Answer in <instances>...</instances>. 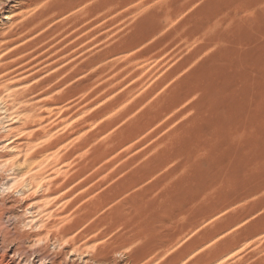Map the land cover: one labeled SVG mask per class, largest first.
Masks as SVG:
<instances>
[{"label": "rangeland", "instance_id": "374dc122", "mask_svg": "<svg viewBox=\"0 0 264 264\" xmlns=\"http://www.w3.org/2000/svg\"><path fill=\"white\" fill-rule=\"evenodd\" d=\"M50 8L0 81V228L88 217L59 243L27 239V259L0 241L5 262L264 264V0Z\"/></svg>", "mask_w": 264, "mask_h": 264}, {"label": "bare ground", "instance_id": "6f19581e", "mask_svg": "<svg viewBox=\"0 0 264 264\" xmlns=\"http://www.w3.org/2000/svg\"><path fill=\"white\" fill-rule=\"evenodd\" d=\"M44 0H0V81H7L9 79L12 78L13 74L15 73L14 69H12L13 67H17L19 69H23L25 66L24 64H22L21 61V56H19L18 58H13L17 55H20L25 49L26 46L23 45V41L25 38V34H32L34 32H36L40 27L45 26L46 24L49 23V21L52 19V17L54 16V13L51 12V8L55 3L56 0H48L49 2V10L47 12H45V15H36L34 14L33 16H31L30 18H26V12L23 13L21 12V9H24L27 6H32V5H38L39 3H41ZM33 12V11H32ZM76 12V11H75ZM5 15H7L6 18ZM29 15V14H28ZM6 19V22L5 20ZM30 40V39H29ZM26 42V41H25ZM28 42V41H27ZM13 46V48H11ZM12 69V70H11ZM14 70V71H13ZM10 82V81H9ZM11 83H5V85L3 86V91L5 93H9V89L11 88ZM35 88H33L34 90ZM4 92L0 91V95ZM12 93V92H11ZM10 93V94H11ZM14 95L12 96H17V98L20 100L22 99L21 96L24 94H21V96L19 95V91H15L13 92ZM4 95V94H3ZM19 95V97H18ZM2 96V95H1ZM0 96V97H1ZM47 97V96H46ZM17 101V100H16ZM51 104V102H49ZM54 104V103H53ZM47 137V136H46ZM52 145V143H51ZM50 146V145H49ZM52 147V146H51ZM15 148V147H14ZM41 151V150H40ZM14 153V152H13ZM16 154V153H15ZM18 154V153H17ZM16 154V155H17ZM38 154V153H37ZM37 154H33L32 156H29V158L31 157H37ZM28 160V159H27ZM28 165V164H26ZM24 167V166H23ZM25 169V168H24ZM27 169V168H26ZM22 172V171H21ZM23 173V172H22ZM21 173V174H22ZM54 180V179H53ZM54 183V182H53ZM31 184V182L29 183ZM34 184V182H33ZM52 185V183H51ZM55 185V184H54ZM52 185V186H54ZM49 188V192L47 193V197L50 199L53 197V195H55L59 189L52 187ZM62 194V193H61ZM101 195V194H100ZM43 196V195H42ZM46 197V196H44ZM46 197V198H47ZM97 198V197H96ZM46 201V199H45ZM42 204V203H41ZM43 205V204H42ZM76 207V206H75ZM43 208V207H42ZM45 208V207H44ZM48 208V206H47ZM50 208V207H49ZM3 209L2 207H0V225L3 224L2 222V218H3ZM51 209V208H50ZM55 209V208H54ZM99 210V208H98ZM121 210V209H120ZM48 211V210H47ZM50 211V210H49ZM53 212V211H52ZM51 211L49 212L50 215H53L54 213H52ZM42 213V212H41ZM76 216V222L73 225L70 226H62L59 228H57L59 222L55 221V222H51L48 223V226L45 227V229L40 230V232L35 233L34 235L32 234L31 237L29 236H25L23 234H20V232H8V230H4L3 228H0V241H2V245H3V249H5V242L6 240H12L13 242L16 243V247L13 250L14 254L22 256H25V254H27L28 252L26 250H24V244L27 241V239H32V237H40L43 234L47 235L48 239L50 238L51 240H57L58 243L59 241H62L65 237H68L69 234H71L73 231L75 232V228L77 226H79V224L82 222V220L86 217H88V214L86 213H78ZM55 220V219H54ZM67 220V219H66ZM74 220V219H73ZM108 220V219H107ZM53 221V220H52ZM62 221V220H61ZM110 221V220H109ZM108 221V222H109ZM65 223V222H64ZM72 223V220H71ZM77 229V228H76ZM75 237V235H74ZM79 238V237H78ZM77 238H72L69 239V244H70V248L71 249H76L75 246L77 245ZM80 240V239H79ZM78 240V241H79ZM37 241V240H36ZM45 242V241H44ZM130 242V241H129ZM67 243V242H66ZM68 244V245H69ZM76 244V245H75ZM125 245V244H124ZM161 247V246H160ZM26 248V247H25ZM69 248V249H70ZM79 248V247H78ZM91 248V247H90ZM110 248V247H109ZM8 249V248H7ZM73 251V250H71ZM99 251V250H98ZM77 252V249H76ZM34 253V252H33ZM35 254V253H34ZM43 253H41V255H37V257L40 260H44L46 257L42 255ZM15 255V256H16ZM70 255V254H69ZM74 255V254H73ZM160 255V254H159ZM209 255V254H208ZM207 255V256H208ZM221 255V254H220ZM14 256V255H13ZM47 256V255H46ZM82 256V255H81ZM20 257V258H22ZM26 257V256H25ZM24 257V258H25ZM36 257V258H37ZM48 260L50 259V256H48ZM70 257V256H69ZM92 258H94L95 261H97L98 263L100 262H104L105 264H108L106 262H108V257L106 256V254H97L95 257L92 256ZM27 259V257L25 258ZM24 259V260H25ZM38 259V260H39ZM47 259V258H46ZM93 260V261H94ZM132 260V259H131ZM206 260V259H205ZM6 261V254H2L0 255V264H8L5 262ZM92 261V260H91ZM106 261V262H105ZM209 261V260H208ZM49 261H47L48 263ZM210 262V261H209ZM209 262H206L205 264H209ZM50 264H57L56 261L54 259H51ZM139 263V262H138ZM143 263V262H142ZM18 264V263H17ZM132 264V263H131Z\"/></svg>", "mask_w": 264, "mask_h": 264}]
</instances>
